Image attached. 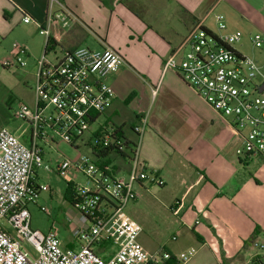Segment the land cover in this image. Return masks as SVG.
I'll use <instances>...</instances> for the list:
<instances>
[{
    "label": "built area",
    "instance_id": "built-area-1",
    "mask_svg": "<svg viewBox=\"0 0 264 264\" xmlns=\"http://www.w3.org/2000/svg\"><path fill=\"white\" fill-rule=\"evenodd\" d=\"M54 3L56 11L52 10ZM49 8L47 25L57 23L64 29L74 19L56 0L49 1ZM216 19L223 29L222 17ZM21 20L31 23L24 13ZM37 26L45 43L35 65L33 106L18 103L12 118L20 125L12 131L0 128V264H186L195 255L193 248L177 254L165 249L149 253L138 241L141 227L123 209L136 199V183L160 186L163 182L148 173L138 156L139 142L127 168L119 156L112 162L101 156L99 150L111 147L116 153L124 147L113 128L91 131V141L84 143L91 157L78 155L56 166L59 178L72 187L74 203L66 202L72 247L62 248L53 228L45 233L30 228L27 207L36 204L43 189L34 182L35 169L43 166L38 143L54 142L58 137L78 149L82 135L111 106L115 95L108 79L124 64L120 54L104 43L98 49H67L50 39L48 28ZM240 39V32L216 37L198 23L163 62L162 72L176 73L219 117L227 118L241 141L236 156L248 158L264 155V88L259 91L264 83V58L258 63L235 51L232 45ZM250 42L256 49L264 47L260 33L251 36ZM26 58L27 46L16 43L0 65L23 69ZM146 128L142 119L132 131L140 136ZM98 130L101 133L94 137ZM26 132L29 145L21 140ZM40 209L50 215L47 208ZM107 244L112 245L110 254ZM253 247L264 254V242L255 241ZM251 264L262 263L253 257Z\"/></svg>",
    "mask_w": 264,
    "mask_h": 264
},
{
    "label": "crops",
    "instance_id": "crops-1",
    "mask_svg": "<svg viewBox=\"0 0 264 264\" xmlns=\"http://www.w3.org/2000/svg\"><path fill=\"white\" fill-rule=\"evenodd\" d=\"M49 1L0 0V37L22 22L24 13L31 19L28 24L43 25L50 39L59 42L60 26L44 23ZM56 1L74 17L69 24L74 23L73 48L86 35L96 49L104 43L124 60L108 79L115 95L112 104L92 126L121 128L127 140L139 142V158L163 182L157 187L174 217L171 232L155 246L147 238L139 241V235L144 250L177 254L193 248L195 255L186 264H251L253 257L264 264L263 253L253 247L255 241L264 242V155L236 156L241 141L228 122L176 73L162 72L163 62L198 23L216 37L240 32L233 49L262 63L264 47L254 48L250 38L256 33L264 37V0ZM57 9L54 3L52 10ZM36 52L28 48V57ZM122 104L131 109L135 125L146 120L140 136L133 132L128 137L122 126H108L107 119L99 122L108 115L118 117ZM25 135L21 140L29 145ZM147 185L152 184L134 185L136 199L130 207L138 204Z\"/></svg>",
    "mask_w": 264,
    "mask_h": 264
},
{
    "label": "rangeland",
    "instance_id": "rangeland-1",
    "mask_svg": "<svg viewBox=\"0 0 264 264\" xmlns=\"http://www.w3.org/2000/svg\"><path fill=\"white\" fill-rule=\"evenodd\" d=\"M38 31L37 25L23 24L20 21L19 24L15 23V27L6 36L0 37V62L9 57L10 51L16 43L26 45L29 51L31 49L37 51L35 57L30 56L25 59L26 66L23 69L2 68L0 65V117L7 115L9 119L6 124L0 123V128L5 127L12 131L20 125L19 122L14 121L12 118V110L18 103H24L30 107L33 106L36 59L42 55L45 43V38L40 37ZM60 31L59 44L67 49L73 48L74 23ZM82 37L83 39H80L79 42H75L78 46L96 49L91 39H88L86 35ZM253 52L256 55L258 54V51ZM261 56L262 53L258 56L260 61ZM9 96L12 101L5 104ZM262 97L264 98V93ZM117 114L118 117L108 115L99 122L105 123L104 120L107 119L108 126H122L126 135L131 137L132 128L136 124V119L131 109L122 104ZM224 119L228 120L227 118ZM94 128H96V124L82 135L81 139L83 142L80 143L78 149L71 148L58 137H56L54 142L38 143L42 148L43 166L36 169L35 181L38 185L43 186V189L39 191L36 204H31L27 207L30 213V228L41 233L47 232L50 228L57 230L62 248L67 246L73 237L70 233L71 224L67 218V214H70V212H67L64 200L66 182L57 175L56 166L62 160H73L78 155L91 157L89 146L84 145V143L91 141V131ZM243 134L246 135V132H243ZM28 135L29 133L26 132V140ZM44 166H47L49 171ZM40 207L47 208L50 211V215L47 216L46 213L41 211ZM123 212L141 226L142 232L140 233L139 241L140 237L147 238L151 245L155 246L157 243L159 244L168 239L174 217L169 211L165 193L161 192L157 186L147 185L146 191L139 196L138 204L134 207L127 205ZM111 246V244H107V249H110L109 254L111 253ZM25 247L29 251L32 250L27 244H25ZM262 255L264 257V254Z\"/></svg>",
    "mask_w": 264,
    "mask_h": 264
},
{
    "label": "trees",
    "instance_id": "trees-1",
    "mask_svg": "<svg viewBox=\"0 0 264 264\" xmlns=\"http://www.w3.org/2000/svg\"><path fill=\"white\" fill-rule=\"evenodd\" d=\"M49 42L52 43L51 40H49ZM12 99L11 97L9 96L6 101H5V104H8L9 102H11ZM9 121L8 119V116H2L0 117V123L1 124H6L7 122ZM114 129V133H115V136H117L118 138L124 140V147L122 149V151H118L116 153H113L111 152V147L110 148H107L105 149V151L103 150H99L100 154L102 157H108V159L106 160L107 162H112L113 160H118V156L122 159H124V161L126 162L125 163V168H127V160L130 159L133 155V152H134V148L136 147L135 143L127 140L124 136H123V133L121 131V128H113ZM101 132L98 130V131H95L93 133L94 137H98V135L100 134ZM95 150H98V149H95ZM64 200L68 203H71L73 204L74 201H73V194H72V187L70 184L66 183V190H65V195H64ZM66 247H69L71 248L72 247V244L68 243Z\"/></svg>",
    "mask_w": 264,
    "mask_h": 264
},
{
    "label": "water",
    "instance_id": "water-1",
    "mask_svg": "<svg viewBox=\"0 0 264 264\" xmlns=\"http://www.w3.org/2000/svg\"><path fill=\"white\" fill-rule=\"evenodd\" d=\"M263 88H264V83H263V85L259 88V91L261 92V91L263 90Z\"/></svg>",
    "mask_w": 264,
    "mask_h": 264
}]
</instances>
